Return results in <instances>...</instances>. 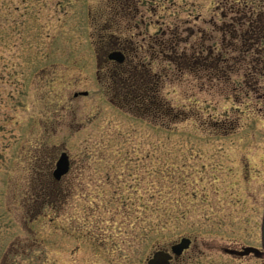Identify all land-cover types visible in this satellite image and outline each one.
Returning <instances> with one entry per match:
<instances>
[{
	"label": "rangeland",
	"instance_id": "obj_1",
	"mask_svg": "<svg viewBox=\"0 0 264 264\" xmlns=\"http://www.w3.org/2000/svg\"><path fill=\"white\" fill-rule=\"evenodd\" d=\"M226 1L0 0V264H147L184 236L174 264H264L223 250L261 248L264 78L250 92L241 68L230 85L179 69L158 43L190 28L219 47ZM110 35L180 116L118 105Z\"/></svg>",
	"mask_w": 264,
	"mask_h": 264
},
{
	"label": "trees",
	"instance_id": "obj_2",
	"mask_svg": "<svg viewBox=\"0 0 264 264\" xmlns=\"http://www.w3.org/2000/svg\"><path fill=\"white\" fill-rule=\"evenodd\" d=\"M254 1V5L246 0L238 6L236 1L224 3L222 15L230 13L231 16L217 27L222 31L219 47L204 45L199 40L190 41L193 37L190 28H185V35L174 29L171 36L158 40L159 46L167 50L166 59L179 69L202 70L228 85L231 82L229 73L242 69L241 86L250 92L257 91L260 79L264 78V0ZM110 36L106 46L110 50L117 46L126 54L124 62L116 64L111 74L112 97L118 105L140 115L172 119L180 116L179 111L175 112L160 96L161 75L152 70L150 60L142 57L139 46L129 39ZM180 43L186 48L180 47Z\"/></svg>",
	"mask_w": 264,
	"mask_h": 264
},
{
	"label": "water",
	"instance_id": "obj_3",
	"mask_svg": "<svg viewBox=\"0 0 264 264\" xmlns=\"http://www.w3.org/2000/svg\"><path fill=\"white\" fill-rule=\"evenodd\" d=\"M107 58L109 60H114L118 63H121L124 61L125 55L120 50H112L107 53ZM79 94H87V91L80 92ZM74 95H78V93H75ZM69 167V156L66 151H62L55 162V167L52 171V176L57 180L60 179L64 174L69 171ZM189 244L190 238L181 237L178 242L171 245L170 251L175 255H179L184 249L188 248ZM223 250L226 253L236 256H244L252 253L255 256L261 255L264 259V208L261 223V249L253 246H243L241 249L225 247ZM171 253L164 249H158L153 252L150 258H148L147 264H169L170 258L172 257Z\"/></svg>",
	"mask_w": 264,
	"mask_h": 264
},
{
	"label": "flooded vegetation",
	"instance_id": "obj_4",
	"mask_svg": "<svg viewBox=\"0 0 264 264\" xmlns=\"http://www.w3.org/2000/svg\"><path fill=\"white\" fill-rule=\"evenodd\" d=\"M171 246V245H170ZM170 250V249H169ZM187 249H185L184 251L181 252V254L179 255H175V254H172V257L170 258V261H169V264H174L175 262H177L184 254V252L186 251Z\"/></svg>",
	"mask_w": 264,
	"mask_h": 264
}]
</instances>
